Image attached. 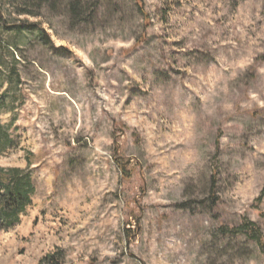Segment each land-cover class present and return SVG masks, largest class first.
Here are the masks:
<instances>
[{
    "label": "rangeland",
    "instance_id": "rangeland-1",
    "mask_svg": "<svg viewBox=\"0 0 264 264\" xmlns=\"http://www.w3.org/2000/svg\"><path fill=\"white\" fill-rule=\"evenodd\" d=\"M0 99V264H264V0H0Z\"/></svg>",
    "mask_w": 264,
    "mask_h": 264
},
{
    "label": "trees",
    "instance_id": "trees-1",
    "mask_svg": "<svg viewBox=\"0 0 264 264\" xmlns=\"http://www.w3.org/2000/svg\"><path fill=\"white\" fill-rule=\"evenodd\" d=\"M47 3L49 0H39ZM76 2L71 3L75 7ZM3 101L0 99V106ZM125 171V169H123ZM32 181L31 176L21 169H4L0 167V228H11L21 213L31 204ZM264 197V191L262 194ZM255 224L244 222L246 233L264 250L262 234L255 228ZM57 252L49 255L45 262L48 264H62L63 254ZM61 255V256H60Z\"/></svg>",
    "mask_w": 264,
    "mask_h": 264
}]
</instances>
